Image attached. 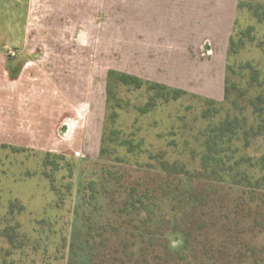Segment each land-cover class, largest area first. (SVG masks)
<instances>
[{
  "label": "rangeland",
  "instance_id": "1",
  "mask_svg": "<svg viewBox=\"0 0 264 264\" xmlns=\"http://www.w3.org/2000/svg\"><path fill=\"white\" fill-rule=\"evenodd\" d=\"M55 1L0 0V55L14 63L12 75L25 62L35 66L28 82L40 87L41 97L49 95L51 99L47 118L36 112L25 117L20 113H29L30 104H34V94L26 93L17 101V109L13 104L10 110L18 115L8 118V123L0 122V264H88L89 226L92 232L100 225L115 227V186L101 181L100 173L109 167L115 172L116 155L133 165L134 161L147 163L151 154H161L170 163L198 170L208 128L227 117L236 120L237 128L215 146L222 150L227 165L242 157L256 161L264 155V130H258L264 124V113L259 115L252 108L256 97L264 93V21L255 15L256 11L264 17V0H162L158 11L144 14L132 7L119 16L115 3L121 0H65V11L55 17L57 32L67 26L75 34L84 29L90 39L89 44L85 38L82 44L75 43L73 34L72 55H54L47 33L40 34L41 24L54 19ZM160 11L162 44L179 41L184 50L172 55H164L163 50L159 55H144L147 45L130 43L126 31L131 23L139 28L153 17L155 26L161 20ZM115 19L122 37L115 36ZM21 29L27 37L24 50ZM206 38L213 43L214 55H199L197 51V44ZM229 38L243 39L244 46L236 54L225 51L223 55ZM157 39L151 41V47ZM9 50L15 52L14 57ZM246 64L250 69L242 67ZM109 72L137 76L143 82L185 94L167 102L156 96L155 107L141 114L138 109L155 96L153 91L147 85L137 89L118 84L109 80ZM225 81L230 88L226 100ZM14 84L7 81L10 87ZM39 103L46 105L43 99ZM205 110L209 111L206 117ZM251 128L253 132L248 134ZM112 131L119 133V140L140 143L137 150L142 154L127 155L124 148L111 144L106 146L107 154L99 157L100 147L113 137ZM46 154L50 156L44 166ZM133 171L130 168L128 174ZM239 172L253 180L264 176L259 167L248 165L240 166ZM89 180L97 181L101 190L95 200L83 192ZM259 184L262 189L263 183ZM222 189L218 206L227 212L217 206L213 217L228 215L227 254L241 259L246 253L245 264H264V190L256 193L247 212L239 211L241 189ZM11 204L13 214H9ZM18 206L23 210L18 211ZM220 225L196 231V243L212 248L211 238L218 234ZM109 235L113 238L112 230ZM167 238L171 251L182 249L181 235L169 234ZM250 248L255 249L251 259Z\"/></svg>",
  "mask_w": 264,
  "mask_h": 264
},
{
  "label": "trees",
  "instance_id": "2",
  "mask_svg": "<svg viewBox=\"0 0 264 264\" xmlns=\"http://www.w3.org/2000/svg\"><path fill=\"white\" fill-rule=\"evenodd\" d=\"M255 15L260 22L264 21V17L256 11ZM250 30L252 29L249 27L248 34ZM243 46V39L234 41L229 38L227 51L236 54ZM242 67L250 69L249 64ZM108 77L109 80L114 79L123 86H134L138 89L147 85V88L153 91L155 96L138 109L141 114H146L155 107L156 96L167 102L185 94L184 91L143 82L137 76L124 73L109 72ZM252 80H256V75H252ZM229 91L228 81H225L223 94L225 100ZM209 102H211L209 104L213 103ZM252 108L259 115L264 113V93L256 97ZM208 114L209 111L205 110L203 116L206 117ZM109 118L114 121L115 113ZM235 123L236 120L227 117L208 128L203 144L205 151L200 156L198 170L190 171L185 165L170 163L161 154H151L147 163L139 164L134 161L133 165H129L124 157L116 155L115 172L109 167L108 170L103 169V173H100L101 181L105 180L115 186V211H113L115 227L100 225L92 232V225L89 226L86 238L89 249L88 264H233L234 262L245 264L246 253L241 259L240 257L237 259L227 254L225 249L229 240L227 236L229 230H226L228 215L224 213L217 218L213 217L219 202L217 198L221 197V191L224 189L222 187L241 189L243 194L239 196L241 200L238 204L239 211L247 212H250V205L253 204L256 193L264 190V176L253 180L252 177L239 172V167L242 165H248L251 169L259 167L260 171H264V155L256 161L242 157L236 160L234 165H227L223 160L224 157L221 156L222 150H217L215 147L218 143H223L224 139H228V135L234 134L237 128ZM261 129L264 130V124L258 127V130ZM250 132H253L252 128L247 133ZM111 133L113 137L110 136L106 144L101 145L99 157L107 154L106 146L111 144H115L116 148H124L127 155L142 154V151L137 150L140 143L134 145L129 140H119L117 131ZM101 143H104L103 139ZM49 156V154L45 155L44 166ZM54 158L64 159L63 156H54ZM130 168L135 170L131 175L128 174ZM259 182L263 183V190L260 189ZM185 184L190 185L189 189ZM97 186V181L86 182L83 186L84 195L95 200L101 192ZM235 207H231V210H236ZM18 208V211L23 210L22 206ZM218 208L219 211H226L220 206ZM13 212L14 205L11 204L9 214ZM218 223L221 224L218 227V234L216 232L217 235L211 238L214 246L212 248H207L205 244L199 246L194 239L195 232H201L208 226H216ZM111 230L113 238L109 235ZM169 234L182 236L183 247L180 251L173 252L169 249L167 238ZM8 242L10 245L11 242ZM199 244L201 245V241ZM253 250L255 249L247 250L250 259L254 258Z\"/></svg>",
  "mask_w": 264,
  "mask_h": 264
},
{
  "label": "crops",
  "instance_id": "3",
  "mask_svg": "<svg viewBox=\"0 0 264 264\" xmlns=\"http://www.w3.org/2000/svg\"><path fill=\"white\" fill-rule=\"evenodd\" d=\"M49 2L52 3V0H49ZM161 2L162 0H121L118 3H115V13H117L118 16L119 14L124 15L125 12L127 13V9H131L132 7H134V12H136L137 10H140L141 13L149 14L151 10L153 11L160 10ZM52 8H53V18L54 19L52 23L49 21L48 24H43V23L41 24L42 26L41 29L46 27L47 31L45 32L43 29L42 30L40 29L41 31L40 34L42 35L43 33H47L46 35L48 38V42L54 50L53 51L54 55H72L71 45H70L72 35L74 34L75 43L78 42L79 44H82L84 38H85L84 40L87 43H88V40H90L88 38V34L86 33L84 29L80 30L79 33L77 32V34L72 33L71 28L68 26L65 27L63 30H60L59 32H57L55 17L61 16V12L65 11L66 1L56 0L55 3L52 5ZM161 15H162V11H160V13L158 14L160 19H161ZM151 20L152 21L148 20L146 24L144 25L141 24L140 25L141 27L139 28H137L136 24L131 23V26L128 28L129 30L128 33L126 31L127 37L126 36L125 37L127 38V41L129 40L130 43H137L138 41L144 42L147 45L146 48H148V49L145 48L144 55H159L160 51L162 50L164 51V55H166V53L169 55H172L173 52L184 50L183 45L179 41L173 44L172 43H167L166 45L162 44L163 32L160 26L161 24H163L162 19L160 20V22L157 21L155 26L153 25L155 23L154 22L155 17L151 18ZM117 25L118 24L115 19V33H116L115 36H118V37L124 36L122 30L120 31V33L117 31V27H119ZM100 27L103 29L101 24H100ZM155 38H158L157 40L159 41L156 43L155 47H151L150 43ZM26 40H27V37L25 36V31L24 29H21V41H22L21 46L23 50L26 49V46H27ZM224 44H225V50H224L223 55H226L225 51L227 52L228 45H227V42L226 43L224 42ZM86 46L87 45H85V47ZM197 46H198L197 51L199 55H214L215 54V51L213 49L214 47L213 43L208 38L200 41L197 44ZM74 52L76 53V55H85V53L84 52L82 53L81 51L80 52L74 51ZM32 55H34V51L32 52ZM25 59L29 61L32 58H25ZM14 68H15V65L13 62H11V60L8 61L5 55H0V122L8 123L9 122L8 118L11 119V117H15L18 115V112L15 113L10 110L12 108L14 109L13 104L16 106V109H17V101L20 98L25 97L26 95L24 94L26 93L34 94L32 98L34 99L33 101L34 104L32 103L30 104L31 109L29 113H24V114L20 113V115L25 116V117H29V116L33 117L36 112L37 115L41 113L43 114L44 118H47L48 115H50L48 108H49V101H51V99L49 95L41 97L39 94L40 87L34 82H28L27 76L34 74V72L36 71L35 66L30 67L29 63L25 62L22 65V68L17 72V74L12 75ZM7 81L11 83H15V84L10 87L7 85ZM41 99L45 101L46 105L44 106L40 105L39 102ZM52 103L54 104V99L52 100ZM45 107H47V109H45ZM50 108L54 110L55 106H51ZM51 116H54V112L51 114ZM10 121H13V120H10Z\"/></svg>",
  "mask_w": 264,
  "mask_h": 264
},
{
  "label": "built area",
  "instance_id": "4",
  "mask_svg": "<svg viewBox=\"0 0 264 264\" xmlns=\"http://www.w3.org/2000/svg\"><path fill=\"white\" fill-rule=\"evenodd\" d=\"M8 54H9L11 57H14V56H15V52H13L12 50H9V51H8Z\"/></svg>",
  "mask_w": 264,
  "mask_h": 264
}]
</instances>
